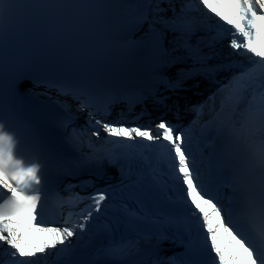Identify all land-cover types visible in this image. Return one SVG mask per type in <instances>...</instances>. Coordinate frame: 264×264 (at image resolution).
Wrapping results in <instances>:
<instances>
[{
	"label": "snow or ice",
	"instance_id": "obj_1",
	"mask_svg": "<svg viewBox=\"0 0 264 264\" xmlns=\"http://www.w3.org/2000/svg\"><path fill=\"white\" fill-rule=\"evenodd\" d=\"M186 2L181 0L179 12L173 0H129L127 4L136 10V14L126 21L127 25L134 31L148 25L141 39L150 64L156 70L154 79L165 91H175L183 88L187 80L203 77L220 85L208 101L229 90L226 102H238L240 82L257 70L264 73V52L257 50L260 29L264 27V0H196L199 10L215 21V25L195 24L187 16L190 9L185 6ZM12 3L13 0H0V20L5 16V4ZM153 3L152 12L156 15L150 17L148 9ZM161 3H167L169 9L160 7ZM218 9L235 10L241 24L236 25L235 16L226 18ZM169 10L172 16L159 15ZM201 27L214 32L207 43L200 37L193 40ZM225 38L233 55L246 59L247 67H244V60L209 63L215 58L211 50L213 44ZM166 39L170 47H165ZM204 48L209 51L205 52ZM172 68L176 69L174 80L167 76V70ZM232 69L237 71L231 72L226 83L214 79L217 72ZM48 83L62 95H71L78 100L80 111L98 102L85 87L61 81ZM149 95L154 104L162 107L169 99L164 95L156 96L155 92L139 93L129 108L137 104L143 106ZM113 102L112 97H105L102 105L105 116L110 115ZM203 107L195 105L192 110L199 114ZM144 111L142 107L140 115ZM89 117L88 123L93 129L91 136L99 138L102 131L106 134L105 139L113 144L128 148L139 145L145 149L158 146L162 152L154 160L143 154H138L140 159L130 154L120 158L107 156L109 164L120 173V181L94 188L93 192L83 196L74 194L72 198L85 204V208L77 213L80 218L75 222L70 217L65 218L57 224L45 221L42 215L41 186L48 181L42 178L39 163L26 165L17 158L16 140L5 131L0 116V249L5 250L0 255L11 257L8 264H39L40 257L50 255L62 256L65 264H80L71 258L77 245L86 241L97 243L93 254L98 259L107 258L121 264L133 255L141 259L132 264H264V103L249 105L238 121L239 126L233 124L220 141L225 155L240 148L248 152V163L259 173L258 199L245 198L237 192L235 175L239 162L221 167L215 176L205 179L191 148V125L184 127L167 119H160L154 126L140 125L128 123L123 114L113 121L93 120L92 113ZM80 135V130L71 128L72 139H78ZM216 135L220 136L219 129ZM255 136L259 138L258 143L252 139ZM82 183V191L92 186L91 181ZM74 187L76 185L69 186ZM225 187L233 188L227 206L221 196V189ZM129 199L137 205L136 209L129 207ZM125 229L133 236L124 237ZM161 234H166L165 238L183 251L162 260L156 248L141 247L142 241L147 242Z\"/></svg>",
	"mask_w": 264,
	"mask_h": 264
},
{
	"label": "bare ground",
	"instance_id": "obj_2",
	"mask_svg": "<svg viewBox=\"0 0 264 264\" xmlns=\"http://www.w3.org/2000/svg\"><path fill=\"white\" fill-rule=\"evenodd\" d=\"M81 119H82V122H80L79 126H80L81 129H84L85 128V124H84L85 122H84V119L83 118H81Z\"/></svg>",
	"mask_w": 264,
	"mask_h": 264
}]
</instances>
